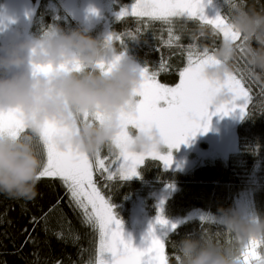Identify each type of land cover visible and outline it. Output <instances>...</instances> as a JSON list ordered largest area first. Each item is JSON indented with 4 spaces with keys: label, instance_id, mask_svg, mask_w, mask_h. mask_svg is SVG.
<instances>
[{
    "label": "trees",
    "instance_id": "1",
    "mask_svg": "<svg viewBox=\"0 0 264 264\" xmlns=\"http://www.w3.org/2000/svg\"><path fill=\"white\" fill-rule=\"evenodd\" d=\"M32 2L36 5V14L30 26L32 38L41 35L50 26H59L65 31L84 29L69 15V20H64L62 10L56 16L51 8L54 0ZM116 2L118 9L132 5L136 0ZM218 2L220 16L230 20L234 11L230 3L238 5L241 0ZM243 3L248 8L264 10V0H243ZM215 14L211 11L209 18L214 19L212 16L219 15ZM171 20V24H166L161 20L135 16L111 18L110 32L115 37L123 38V46L120 39L112 42L117 51H123L144 69L155 72L164 63L166 70L161 71L157 78L161 83L175 86L179 82V71L188 63V46L193 45L194 52H203L207 48L209 54H213L222 44L223 36L199 20L176 17ZM12 24H7L1 30L0 45H6L10 40L9 35H16ZM138 28L140 31L137 33ZM89 33L94 38L105 39L101 26L91 29ZM128 33L134 34L136 39H131ZM177 35L181 37L179 41L175 39ZM243 69L249 67L241 57L234 63L232 72L237 76L243 74L244 84L251 90L252 101L246 109L248 117L241 119L238 112L224 117L214 115L207 124L208 130L200 131L210 133L234 148L226 159L206 158L202 164L188 168L187 172H180L165 169L159 161L148 157L139 166L138 175L130 180H121L116 176L109 181L107 173L95 170L94 182L109 200L119 221L130 223L132 211L140 199L144 203L145 215L155 216L157 206L153 193L168 184L177 186L164 205V217L169 221V226L174 224L170 220L186 218L195 210L217 216L220 208H239L243 198L249 200L253 213L264 217V93L261 92L264 82L256 81L246 72L242 73ZM212 111H215L214 107H211ZM222 126H226V130H222ZM22 135H31L30 130ZM33 145L35 154L43 162L46 153L42 143L34 138ZM117 153L118 149L105 147L101 156L114 159ZM111 167L115 169V165ZM35 191L36 195L31 199L0 194V264H97L98 229L84 220L82 211L70 200L62 181L59 178H41ZM123 232L127 240L128 234ZM186 235H202L222 245L233 243L231 235L215 220L188 218L163 241L167 264H178L175 242ZM262 251L264 242L258 241L256 255L259 256ZM249 259L255 264L254 258Z\"/></svg>",
    "mask_w": 264,
    "mask_h": 264
},
{
    "label": "clouds",
    "instance_id": "2",
    "mask_svg": "<svg viewBox=\"0 0 264 264\" xmlns=\"http://www.w3.org/2000/svg\"><path fill=\"white\" fill-rule=\"evenodd\" d=\"M229 23L242 40L223 41L213 53L218 63L208 65L204 76L223 82L242 57L251 76L264 82V10L248 8L241 0ZM118 55L121 52L112 43L94 38L87 29L65 31L59 26H50L31 39L0 45V110L19 109L31 133L17 139L0 137V194L21 199L36 195L41 160L32 148V137L46 122L68 130L57 139L61 150L71 147L94 157L105 147L117 149L114 141L124 131L120 113L133 109L138 98L135 92L142 83L141 71L126 57L108 74L97 68ZM74 62L82 70L60 69L61 65L71 68ZM34 65H50L52 70L38 72ZM231 99L223 89L213 97L212 104H226ZM94 112L106 115L103 124L84 122V114ZM127 133L130 153L147 155L166 146L156 128L140 131L129 127ZM212 218L231 235L233 243L222 245L202 235H186L175 242L178 264H245L244 254L250 243L264 242V217L259 214H245L238 207L220 208ZM258 258L255 264H264V251Z\"/></svg>",
    "mask_w": 264,
    "mask_h": 264
},
{
    "label": "snow or ice",
    "instance_id": "3",
    "mask_svg": "<svg viewBox=\"0 0 264 264\" xmlns=\"http://www.w3.org/2000/svg\"><path fill=\"white\" fill-rule=\"evenodd\" d=\"M229 6L235 8L236 5L230 3ZM92 11L95 14L94 10ZM126 15L148 17L152 20H161L166 24H171L173 17H187L211 26L214 32L222 34L223 41L242 40L240 33L232 30L229 20L225 17L217 15L214 19H209L204 15V0H136L130 9H123L119 13L118 19ZM139 31L138 28L136 32ZM128 36L133 40L136 39L132 33H128ZM180 38L179 35L175 37L176 41ZM114 39H120L123 46V38L115 37L113 34L108 35L106 42L112 43ZM193 48V45L188 46V63L179 71V82L175 86H166L157 80L160 72L166 70L164 63H161L159 70L152 74H149L147 69L140 70L142 83L135 92L139 99L131 111L120 113L119 118L124 131L114 141L118 149L114 159L102 157L101 152L94 157H89L86 153L73 150L71 147L61 150L57 146V139L64 136L68 130L54 122H46L39 133L32 137L34 152L33 140L38 138L46 153V159L41 162L37 180L45 177L59 178L66 187L70 200L82 211L84 220L98 229L97 264H167V257L163 240L156 236L154 226H150L148 238L151 243L145 249L135 248L130 241L124 239L121 221L115 217L109 200L102 195L94 182V170H99L102 174L107 173L109 181L116 176H119L121 180H128L138 175L137 169L144 163L146 157L159 161L165 169L170 168L173 163L171 150L178 149L198 132H206L207 124L212 116L224 117L238 112L240 118L244 119L249 115L246 109L250 106L252 96L251 90L244 84V75L237 76L231 72L223 82L208 80L203 74L204 69L218 61L213 54H209L207 48L203 52H194ZM124 57L125 53L121 51V55L116 56L111 63H100L97 68L102 73L108 74ZM33 67L35 71L44 73L52 70L50 65H34ZM60 69L80 71L82 66L74 62L71 68L61 65ZM241 71L251 76L250 69ZM223 89L231 94L232 99L226 104L213 105V97ZM261 92L264 93V88ZM161 102L166 107H161ZM211 107H214L215 111L210 112ZM83 119L85 123L91 120L103 124L107 117L104 113L94 112L85 113ZM130 126L140 131L158 129L162 142L169 151L167 153L154 151L147 155L128 152L127 144L130 138L127 129ZM26 130H29L27 118L19 109L0 110V137L8 136L17 139L28 136L22 135ZM112 165H115V169L111 167ZM200 219L204 220L205 217L201 216ZM155 223L164 227L169 224L163 215L162 207ZM177 227L178 225L172 224L170 231L176 230ZM257 246L258 241L250 243L244 254L245 264H248L249 257L254 258L255 261L259 259L255 252ZM106 253L111 254L110 262L104 258Z\"/></svg>",
    "mask_w": 264,
    "mask_h": 264
},
{
    "label": "rangeland",
    "instance_id": "4",
    "mask_svg": "<svg viewBox=\"0 0 264 264\" xmlns=\"http://www.w3.org/2000/svg\"><path fill=\"white\" fill-rule=\"evenodd\" d=\"M52 10H55L56 16H59V11L64 12V20H69V16L75 22H78L84 29L90 31L95 27H100L102 29L103 37L106 39L110 32V20L111 18H118L119 13L123 9L131 8L133 5H128L120 8H116V0H54ZM204 0V15L207 17L211 15V11H214L220 15V4L218 0ZM210 7V9L208 8ZM95 14H93V11ZM36 14V5L32 0H1L0 2V39H1V30L3 27L9 23H13V29L16 31V35H9L10 40H7L6 45L11 43L20 42L22 40L31 39L32 35L30 34V26ZM69 15V16H68ZM216 15V14H215ZM55 16V18H56ZM132 16V15H126ZM148 18V17H141ZM175 18V17H173ZM176 18H187V17H176ZM215 18V16H213ZM210 19V18H209ZM11 25V26H12ZM5 40V39H3ZM125 57L128 61L134 63L139 70H144L142 66L132 60L128 55L125 54ZM149 74L153 72L148 71ZM234 74V73H233ZM235 75V74H234ZM158 80V78H157ZM158 82H160L158 80ZM161 83V82H160ZM164 84V83H162ZM166 85V84H164ZM170 86V85H166ZM172 87V86H170ZM161 107H166V105L161 102ZM211 110V108H210ZM209 110V111H210ZM131 128V126H130ZM222 130H226V126L220 127ZM234 150L231 145L222 139L210 134V133H201L198 132L194 137L188 139L184 144H181L178 149H172L171 154L173 157V163L169 169L177 170L180 172L189 171L188 168H194L197 165L203 163L206 158H220L226 159L229 154ZM169 149L167 146L161 151L167 153ZM192 152H196L195 154ZM190 154V155H189ZM148 158V157H146ZM139 168V167H138ZM190 168V169H191ZM95 172V170H94ZM138 172V169H137ZM135 177V176H134ZM132 177L131 179H133ZM94 179V173H93ZM130 180V179H128ZM177 189L175 184H168L166 187L156 190L153 195L156 200L157 213L155 216H148L144 213V203L143 200H139L137 205L132 211L131 221L129 224L122 223V232L125 231L127 235V240L131 241L132 246L138 249H145L150 246V239L148 238V232L150 226L155 227V234L158 238H161L163 241L166 236L171 232L169 226H159L156 225V217L160 212L162 207L164 215V205L166 199ZM163 204L161 205V202ZM239 209L245 214H253L251 209V204L247 198H243L239 203ZM201 216H204L206 220H214L212 215L203 210H195L191 212L186 218H176L170 221H173L174 224L178 225L183 222L185 219L193 218L200 219ZM123 226L125 229H123ZM124 233V232H123ZM131 238V240H130ZM126 240V241H127ZM105 260L111 261L112 257L110 253L105 254ZM248 264H252L250 259Z\"/></svg>",
    "mask_w": 264,
    "mask_h": 264
},
{
    "label": "bare ground",
    "instance_id": "5",
    "mask_svg": "<svg viewBox=\"0 0 264 264\" xmlns=\"http://www.w3.org/2000/svg\"><path fill=\"white\" fill-rule=\"evenodd\" d=\"M210 9V7H208ZM213 14H214V11H213ZM209 17H210V14H209ZM213 17V16H212Z\"/></svg>",
    "mask_w": 264,
    "mask_h": 264
}]
</instances>
